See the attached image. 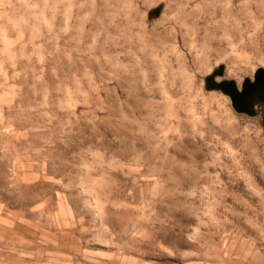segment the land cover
<instances>
[{"label":"rangeland","instance_id":"rangeland-1","mask_svg":"<svg viewBox=\"0 0 264 264\" xmlns=\"http://www.w3.org/2000/svg\"><path fill=\"white\" fill-rule=\"evenodd\" d=\"M0 264H264V0H0Z\"/></svg>","mask_w":264,"mask_h":264},{"label":"water","instance_id":"water-1","mask_svg":"<svg viewBox=\"0 0 264 264\" xmlns=\"http://www.w3.org/2000/svg\"><path fill=\"white\" fill-rule=\"evenodd\" d=\"M258 76L259 75H256V77H255L256 80H257ZM256 85H258V84H256ZM255 87H256L255 85L251 86V85L245 84L243 86V94L244 95L241 96L235 91L234 86L230 83H224L220 86L221 90L225 94L229 95L232 98V100L235 102V104L240 102L241 100H243V98L245 96H247L248 94L253 93V91H255V89H254Z\"/></svg>","mask_w":264,"mask_h":264}]
</instances>
